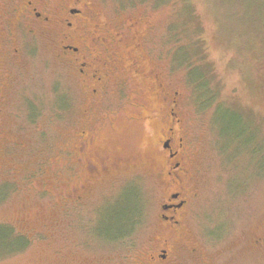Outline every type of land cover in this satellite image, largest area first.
<instances>
[{"label": "rangeland", "instance_id": "obj_1", "mask_svg": "<svg viewBox=\"0 0 264 264\" xmlns=\"http://www.w3.org/2000/svg\"><path fill=\"white\" fill-rule=\"evenodd\" d=\"M94 1L102 21L115 29L129 18L147 27L146 51L179 93L188 118L197 197L187 235L173 237V264H264V60L249 55L232 10L193 0L198 17L188 19L178 4ZM184 20L201 31L184 28L179 37L175 31ZM23 35L22 59L11 68L0 116V264H150L162 236V189L154 176L160 119L146 121L158 112L155 97L140 109L130 88L114 121L92 118L96 144L132 165L77 201L72 197L84 168L74 132L85 121L82 91L72 77L75 112L64 110L56 119V89L65 91L70 78L45 40ZM129 193L122 208L137 212L131 217L136 224L124 238L109 240L106 225L118 223L114 215ZM7 227L13 237L30 239L24 250Z\"/></svg>", "mask_w": 264, "mask_h": 264}, {"label": "flooded vegetation", "instance_id": "obj_2", "mask_svg": "<svg viewBox=\"0 0 264 264\" xmlns=\"http://www.w3.org/2000/svg\"><path fill=\"white\" fill-rule=\"evenodd\" d=\"M127 20L126 27L115 29L102 21L94 0H0V116L9 97L11 68L22 59L20 46L23 34L28 32L47 42L61 72L70 78L71 85L65 91L56 89V119L64 110L75 112L73 78L82 91L85 127H76L74 135L79 145L75 152L79 153L84 173L82 186L72 198L79 201L83 197L84 201L99 183H112L116 178L113 176L123 174L132 165V159L105 153L96 144L98 133L92 118L102 114L103 120L114 121L118 113L115 107L130 88L138 94L132 104L140 109H148L151 95L155 97L158 112L146 121L151 124L150 119H160L154 176L162 189V236L149 262L173 264V237L187 235L184 225L197 197L188 118L180 107L179 93L174 92L146 51L147 27L140 26V20ZM128 33L132 35L127 37ZM2 136L0 129V139Z\"/></svg>", "mask_w": 264, "mask_h": 264}, {"label": "trees", "instance_id": "obj_3", "mask_svg": "<svg viewBox=\"0 0 264 264\" xmlns=\"http://www.w3.org/2000/svg\"><path fill=\"white\" fill-rule=\"evenodd\" d=\"M155 3H167V4H178L185 8L183 9V12L181 14V17L184 18V16H187L188 19H195L196 12L193 9L194 5L193 0H154ZM207 5L211 4L217 9L224 10L227 7H230L232 10L231 16L235 19V26L236 31L238 32V35L245 43V48L249 50V55L254 56L257 60H264V0H201ZM181 27L183 29H181ZM185 28V33L189 32H200L201 28L200 25H195L193 28L189 26V23L187 20H184V22L177 27V35L179 37L182 36L180 32H182ZM183 37V36H182ZM241 40V42H242ZM198 70V69H197ZM196 70V71H197ZM201 81V75L198 76ZM130 193L128 196L119 203L118 209L116 210V213L114 215V219L118 223L114 224H108L106 225L107 228V234L109 237V240L111 239H119V237L124 238L126 235V232L131 230L132 227L136 224V222L131 221V217H135L136 213L128 212L126 209L123 210V206L126 204V202L130 198ZM129 202V201H128ZM121 206V208H120ZM128 207V205H126ZM129 209V208H128ZM130 217V219H129ZM126 222L127 224L125 226H122L120 222ZM8 233L10 238L17 239V241H20L22 243V246L19 249L24 250L25 246L30 243L29 238L24 237H13V232L7 227ZM103 231H105L103 229ZM114 232H117L116 234L119 236H115L113 234ZM7 233V234H8ZM114 235V236H113ZM120 238V239H121ZM14 251V250H13ZM12 253V252H11Z\"/></svg>", "mask_w": 264, "mask_h": 264}]
</instances>
